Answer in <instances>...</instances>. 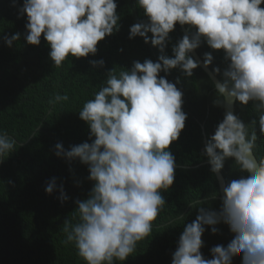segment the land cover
<instances>
[{
  "label": "clouds",
  "instance_id": "clouds-1",
  "mask_svg": "<svg viewBox=\"0 0 264 264\" xmlns=\"http://www.w3.org/2000/svg\"><path fill=\"white\" fill-rule=\"evenodd\" d=\"M25 32L3 35L11 48L21 35L26 44L47 43L52 67L60 68L69 56H95L98 42L120 29L117 0H11ZM143 18L129 26L128 39L140 37L158 49L154 61L133 60L130 68L108 69L98 91L84 101L78 118L88 127V140L67 149L54 145V155L87 166L92 186L84 199H75L72 219L63 221L64 244H73L85 264H123L137 244L152 235L153 222L164 208L166 192L175 180L177 163L170 145L185 128L181 77H166L176 69L190 78L201 62L192 55L206 44L203 66L213 65V52H222L224 67H212L213 105L226 109L207 137L200 155L217 176L225 162L234 160L241 173L220 187L217 208L201 206L184 224L171 254V264H264V158L254 155L257 140L264 138V0H135ZM177 25L184 33L171 44ZM149 33L151 35H149ZM123 49H119L122 51ZM103 68V59L89 60ZM164 73V75H161ZM226 99L231 104H226ZM57 93L49 104L68 101ZM252 102L257 118L249 125L231 108ZM37 127L31 137L38 134ZM23 143V142H21ZM18 142L0 130V163L17 149ZM57 178L46 181V194L58 192L61 204L69 200ZM8 183H12L9 181ZM206 199L216 200L217 195ZM191 207V205H190ZM228 227L230 241L201 252L206 227L217 234Z\"/></svg>",
  "mask_w": 264,
  "mask_h": 264
},
{
  "label": "trees",
  "instance_id": "trees-1",
  "mask_svg": "<svg viewBox=\"0 0 264 264\" xmlns=\"http://www.w3.org/2000/svg\"><path fill=\"white\" fill-rule=\"evenodd\" d=\"M22 2L17 0V5ZM117 4L121 15L119 31L98 42L95 56H69L60 68L52 67L43 37L39 46H33L26 44L21 35L11 48L0 39V130H6L18 142L17 149L0 164V264H85L73 244L63 243V221L72 219L74 200L86 198L92 182L86 179V165L56 157L54 145L61 142L67 149L88 140V127L78 118V111L99 90L108 69L119 72L120 67L130 68L133 60L155 61L159 55L158 49L145 44L142 38L128 39L129 26L143 18L135 0H117ZM25 22L23 17L17 18V7L11 0H0V37L23 34ZM182 34L179 25L170 33L168 55L171 44ZM196 51L203 59V53L212 50L202 44ZM222 55L220 51L213 52L211 70L213 66H225ZM93 59H103L104 67L93 68L89 63ZM177 76L181 77L178 87L184 93L182 108L188 118L179 139L170 145L177 163L175 180L168 191L162 192L166 204L153 222L152 235L138 242L136 251L123 264H171L184 224L195 219L196 208L201 206L197 201L212 208L220 203L217 177L209 172L200 149L204 146L203 131L206 137L214 131L224 108L213 105L218 94L202 67L195 69L190 78H184L176 69L166 78L174 82ZM57 93L67 94L69 100L49 104ZM235 114L251 131L249 122L258 117L252 102L243 108L235 104ZM37 127L38 134L31 137ZM254 154L258 160L264 158V138L257 140ZM221 172L225 180L241 175L231 159ZM52 177L57 178L58 187L63 184L69 196L67 202L60 203L58 192L45 193L46 181ZM212 195L217 199H206ZM217 227L219 233L211 234L206 227L202 235L205 244L201 252L205 258H211L212 246L226 245L232 238L226 225ZM239 262L237 256L232 264Z\"/></svg>",
  "mask_w": 264,
  "mask_h": 264
},
{
  "label": "water",
  "instance_id": "water-1",
  "mask_svg": "<svg viewBox=\"0 0 264 264\" xmlns=\"http://www.w3.org/2000/svg\"><path fill=\"white\" fill-rule=\"evenodd\" d=\"M181 29H182V32L184 33V28L181 27ZM192 55H193V57L195 59H197V60H199L201 62L202 69L207 73V75L210 77V79L212 80V82H213V79L219 80V77L217 75L215 77H213L212 70H211V68L209 66L207 68H205L203 66V59L200 57V55L198 54V52L196 50H194V52L192 53ZM225 102H226V104H229V105L231 104V100L230 99H226ZM225 110L226 109H224V111ZM231 110L235 113V104L232 106ZM206 140H207L206 133H205V131H203V142H204V144H205ZM216 177H217L218 184H219V189H220V187H222V185H223V181L225 180V178H224L222 172L219 173ZM220 195H222V193H220ZM220 195L218 196L219 198H220ZM239 264H240V262H239Z\"/></svg>",
  "mask_w": 264,
  "mask_h": 264
}]
</instances>
